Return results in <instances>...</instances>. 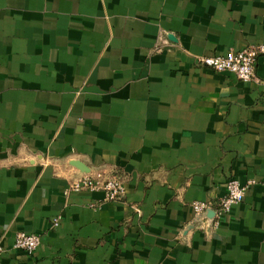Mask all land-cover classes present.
I'll list each match as a JSON object with an SVG mask.
<instances>
[{"label":"crops","instance_id":"1","mask_svg":"<svg viewBox=\"0 0 264 264\" xmlns=\"http://www.w3.org/2000/svg\"><path fill=\"white\" fill-rule=\"evenodd\" d=\"M263 40L264 0H0V264H264V54L198 61ZM73 160L122 197L70 190Z\"/></svg>","mask_w":264,"mask_h":264},{"label":"built area","instance_id":"2","mask_svg":"<svg viewBox=\"0 0 264 264\" xmlns=\"http://www.w3.org/2000/svg\"><path fill=\"white\" fill-rule=\"evenodd\" d=\"M264 54V40L257 44L246 45L240 49H228L223 53L210 56H200L198 61L216 72H229L242 81H250L255 78V66L257 57ZM264 110V98H263ZM254 182L248 180L241 184L239 180L230 178L225 184V194L215 203L194 200L191 206L197 215L202 214L207 209L215 211L214 220H217L227 214L234 204L242 201L245 191ZM69 189L74 191L101 190L105 194V199L114 201L119 200L124 192L123 184L118 176L107 174L98 169L93 172H82L69 183ZM52 224H58V218L52 219ZM210 227V224H208ZM40 242L39 235L27 232H17L15 234L13 246L25 252L36 250ZM1 253V247H0Z\"/></svg>","mask_w":264,"mask_h":264},{"label":"water","instance_id":"3","mask_svg":"<svg viewBox=\"0 0 264 264\" xmlns=\"http://www.w3.org/2000/svg\"><path fill=\"white\" fill-rule=\"evenodd\" d=\"M70 164L75 166L81 172H88V168H85V166L79 161L73 160ZM214 214H215V211L213 209H207L202 214H200V217H205V218H209L208 220L210 219L213 220Z\"/></svg>","mask_w":264,"mask_h":264}]
</instances>
